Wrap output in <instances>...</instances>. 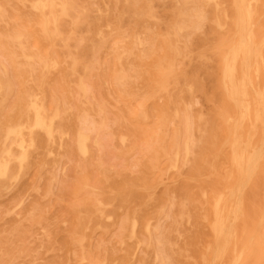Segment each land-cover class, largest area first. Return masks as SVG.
Masks as SVG:
<instances>
[{"label":"bare ground","instance_id":"obj_1","mask_svg":"<svg viewBox=\"0 0 264 264\" xmlns=\"http://www.w3.org/2000/svg\"><path fill=\"white\" fill-rule=\"evenodd\" d=\"M122 1L144 20L139 25L147 37L135 31L129 44L120 45V37L110 38L114 30L101 29L111 23L99 20L92 24L95 31L88 30L91 46L113 57V81L121 93L140 90L147 98L160 93L165 100L164 107L156 108L160 125L164 130L173 125L174 134L168 145L161 139L145 151L136 172L102 168L97 186L88 176L80 177L65 241L70 252L78 248L82 253L57 264H264V0H174L172 20L160 30L163 37L156 32L153 37L162 38L161 53L148 37L150 27L158 25L153 1ZM76 2L0 0V46L18 85L15 90L0 63V197L17 193L1 218L14 227L21 223L13 212L24 203V190L35 192L38 201L51 192L53 177L42 191L25 187L23 179L34 167L55 170L67 155L87 161L101 144L104 118L101 108L87 102L88 66L80 72L77 56L67 60L65 52L52 53L57 45L68 47L83 23ZM8 10L25 21L23 30L16 29ZM145 48L154 53L149 77H134L127 63L132 57L140 62L138 50ZM55 75L65 81L66 96L73 84L81 103L72 105L66 98L48 103L47 88ZM204 77L212 84L205 96L218 99L209 126L201 111L189 109ZM146 117L133 115L141 121ZM159 133L154 128L151 134L156 139ZM119 144L125 147V137H119ZM168 182L186 183V202L175 199ZM32 211L24 208L23 222L32 221ZM122 216L111 252L96 260L87 256L95 232ZM17 256V250L10 252L3 264Z\"/></svg>","mask_w":264,"mask_h":264},{"label":"rangeland","instance_id":"obj_2","mask_svg":"<svg viewBox=\"0 0 264 264\" xmlns=\"http://www.w3.org/2000/svg\"><path fill=\"white\" fill-rule=\"evenodd\" d=\"M158 19V25L149 29L148 37L154 45L155 52L163 51L162 38H153L154 33L163 32L172 20V12L175 10L174 0H152ZM77 11L84 15L83 23L77 27V31L73 39L70 40L68 47L57 45L52 53L54 56L67 53L69 56H77L80 61L77 69L83 72V65L88 66L87 82L89 85L87 102L92 103L94 109L101 108V115L104 118V129L100 133L101 144L93 149L87 161H83L75 155H67L63 164L57 169H38L34 167L30 174L23 179L25 187L35 186L43 190L47 184V178L53 177L54 182L49 195L40 197L41 201L36 198L35 192H27L24 190V203L17 206L14 210V217L21 223L18 227H14L8 221L1 218L5 207L12 208L17 201V193L14 190L6 192L0 197V262L3 264L4 259H10L9 253L16 251L20 254L17 258L12 259L11 264H57L65 263L70 257L82 253L78 248L70 252L67 248V230L71 226V220L68 209L75 205V197L73 196V188L81 180L82 175L89 178L91 185H98V178L101 176L99 171L110 169L113 172L122 173L127 170L136 172L140 166L145 151L154 149L161 141L166 139L167 145L174 134V126L168 125L166 129L160 125L159 113L156 110L164 107L165 100L159 92L155 93L151 98H147L142 91L132 90L131 84L127 85L130 92L121 93L113 81V74L116 70L114 59L102 51H95L91 43H94L93 37L88 34V30L95 31L96 27L92 24L96 21L111 23V27L102 30H114L110 38L113 40L120 37V45L129 44L132 34L146 38L147 35L142 31L140 22L144 20L136 16L125 3L120 0H77ZM17 30H23L26 27L24 20L19 19L12 10L7 11ZM156 23V20L155 22ZM119 29V33L115 29ZM159 28V29H158ZM161 30V31H160ZM142 32V33H141ZM198 42H192V46L197 47ZM28 45L35 48L33 40H28ZM142 60L138 62L136 57H132L131 63H127L128 71L138 77L144 74L149 77L148 63L154 54L150 49L138 50ZM0 63L8 69L9 76L14 83L16 90L18 85L14 79L13 66L8 57L0 46ZM190 71V69H188ZM74 79L72 73H68ZM70 78V79H72ZM131 79L130 82H136ZM203 89L197 91L193 104L189 106L191 112L201 111L208 120V126L213 122L212 108L218 105V99H211L205 96L210 94L212 84L211 81L204 77ZM72 90L65 94V81L60 75L52 78L47 88V101L52 100H70L72 105L81 103L79 95L73 91V84H70ZM137 86H141L138 84ZM71 95V98H69ZM15 93L9 97L8 104L14 100ZM189 101V100H188ZM146 113L147 117L144 121L133 118V115H142ZM160 129V133L155 138L153 129ZM125 137V147L119 144V137ZM189 166L184 168L187 173ZM91 175V176H90ZM36 182H34V179ZM80 178V179H79ZM168 188L172 195L178 201H187L190 196V190L183 188L184 185L168 182ZM30 206L32 208L33 219L31 222H23L24 208ZM49 215V216H48ZM124 216L117 220H112L107 228L99 229L93 236L92 243L89 245V253L87 256L93 260L103 256V253L111 252L118 241L120 234L121 222ZM74 221L72 222L73 226ZM166 221L161 220L159 225L166 226ZM20 240V241H19ZM18 242V244H16ZM16 244V248H14ZM18 245V246H17ZM49 246L54 249H48Z\"/></svg>","mask_w":264,"mask_h":264}]
</instances>
